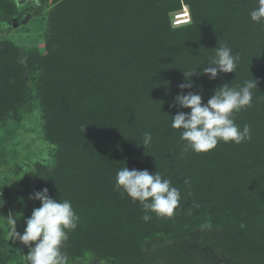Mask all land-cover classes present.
I'll return each mask as SVG.
<instances>
[{
  "label": "trees",
  "instance_id": "trees-1",
  "mask_svg": "<svg viewBox=\"0 0 264 264\" xmlns=\"http://www.w3.org/2000/svg\"><path fill=\"white\" fill-rule=\"evenodd\" d=\"M52 2L46 53L0 40V119L18 121L39 104L57 156L42 168L38 191L46 187L57 201L70 200L79 216L67 251L97 250L118 264H205L180 247L144 244L160 233L183 236L212 223L219 231L209 239L213 249L264 264V22L249 15L257 0ZM182 2L192 22L174 28L170 12ZM14 9L0 0V32L9 30ZM219 43L239 54L238 66L211 80L202 67ZM255 79L252 105L233 114L241 129L250 127L251 139L183 153L181 130L170 126L171 115L190 112L173 107L179 85L191 81L184 93L207 103L223 84ZM145 132L152 133L147 148ZM126 166L171 180L181 194L172 217L142 219L139 201L114 187ZM28 252L11 246L6 257L0 251V264H27Z\"/></svg>",
  "mask_w": 264,
  "mask_h": 264
},
{
  "label": "clouds",
  "instance_id": "clouds-1",
  "mask_svg": "<svg viewBox=\"0 0 264 264\" xmlns=\"http://www.w3.org/2000/svg\"><path fill=\"white\" fill-rule=\"evenodd\" d=\"M249 15L255 23L264 22V0H257V6ZM238 60V53L234 54L227 44L219 43L214 57L209 58L208 66L202 67V74L215 80L220 73H236ZM195 72H185V76L190 77ZM257 83L256 79L244 80L235 87L225 83L213 92L207 103L202 102V96L198 93H184V89L194 87L191 81L181 83V92L175 97L173 107L190 109V112L178 111L171 115L170 126L181 130L180 140L186 142L183 153L189 149L206 153L216 148L221 141L240 144L250 140V127L245 124L241 129L235 123L233 114L252 105L253 90L257 89ZM151 142L152 133L145 132L143 146L147 148ZM114 187L121 194L126 193L133 202L139 201L145 213L142 216L145 222L152 218L149 213H155L158 217H172L179 206V189L158 171L153 174L147 169L129 170L127 166L123 167L116 173ZM30 199L40 201L41 206L35 208L31 217L26 219L23 234L16 231V219L10 221L12 240H19L29 247L25 255L27 264H66L60 249L68 240L69 231H74L79 221L71 201H57L49 195L46 187L35 192ZM32 242H35L34 246Z\"/></svg>",
  "mask_w": 264,
  "mask_h": 264
},
{
  "label": "rangeland",
  "instance_id": "rangeland-1",
  "mask_svg": "<svg viewBox=\"0 0 264 264\" xmlns=\"http://www.w3.org/2000/svg\"><path fill=\"white\" fill-rule=\"evenodd\" d=\"M10 2L15 7L10 16L12 25L9 30L0 32V40H11L27 49H37L46 53L49 13L54 7L52 0ZM183 4L186 3L182 2ZM176 11H171L170 16L172 17ZM31 105L18 121L0 119V224H2L0 237L3 236L7 240L0 241V251L5 257L9 255L11 246L19 251L26 246L19 240H12L10 221L16 219V231L23 234L26 219L31 217L35 208L41 206V202L37 204L30 196L39 190L42 168L50 167L57 156L55 153L57 146L49 142L43 133L39 104L35 102ZM218 232L217 226L207 223L183 236L160 233L154 239L147 240L144 246L147 250L156 249L161 245L180 247L193 255L194 263L199 260L205 264H246L223 253L219 248H212L209 239L214 238ZM32 244L34 246L35 242ZM60 250L66 258V264H118L97 250L87 249L85 254L73 256L67 251V241Z\"/></svg>",
  "mask_w": 264,
  "mask_h": 264
},
{
  "label": "built area",
  "instance_id": "built-area-1",
  "mask_svg": "<svg viewBox=\"0 0 264 264\" xmlns=\"http://www.w3.org/2000/svg\"><path fill=\"white\" fill-rule=\"evenodd\" d=\"M183 7L173 13L171 17V23L173 27H180L191 22V12L189 6L186 4Z\"/></svg>",
  "mask_w": 264,
  "mask_h": 264
}]
</instances>
